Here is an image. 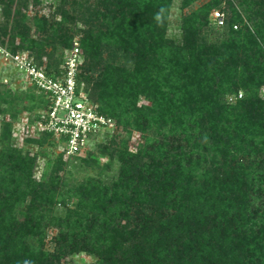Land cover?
Listing matches in <instances>:
<instances>
[{
  "label": "trees",
  "instance_id": "16d2710c",
  "mask_svg": "<svg viewBox=\"0 0 264 264\" xmlns=\"http://www.w3.org/2000/svg\"><path fill=\"white\" fill-rule=\"evenodd\" d=\"M218 4L213 0L184 16L181 42L167 36L173 0H59L50 15L36 13L34 27L15 17L14 37H22L14 54L29 49L33 63L54 78L65 73L64 51L81 34L78 82L126 132L111 136L100 151L126 167L137 164L135 171L151 162L139 172V185L134 178L121 183L134 190L136 210L116 195L114 205L125 207L122 217L105 218L112 244L97 249L111 264H264V206L257 205H264V0H238L239 8L228 0L233 21L222 25H229L225 37L212 40L206 31ZM243 13L254 29L234 28ZM31 82L48 110L47 93ZM242 90L235 102L227 100ZM34 98L14 92V115ZM135 131L142 141L133 155L128 148ZM40 158L32 147L0 148V264H61L77 248L61 220L56 247L47 246L56 195L54 177L37 175ZM105 201L93 203L83 232L94 230L100 219L95 209ZM69 211L73 216L75 208ZM141 231L146 238L136 241Z\"/></svg>",
  "mask_w": 264,
  "mask_h": 264
},
{
  "label": "rangeland",
  "instance_id": "374dc122",
  "mask_svg": "<svg viewBox=\"0 0 264 264\" xmlns=\"http://www.w3.org/2000/svg\"><path fill=\"white\" fill-rule=\"evenodd\" d=\"M212 1L193 0L191 6L185 7L184 0H173V5L168 16L167 36L176 42H181L183 39L184 16L196 7ZM232 1H234L237 7L239 6L238 0ZM58 3L59 0H40L37 3L36 0H0V148L4 144L6 147H32L34 151L39 152L41 157L39 165L36 168L37 175L40 176L43 171H46V177L49 180L54 177L53 184L55 185L54 194L56 195V201L49 205L47 246L52 250L56 247L55 237L59 235L60 231L57 222L61 220L63 223L66 222L63 228L68 233V241H74L77 247L73 250L71 247L69 248L72 251L69 255L62 258L61 264H111L109 260L102 258L104 254H100L97 249L99 247L108 250L112 244L111 237L113 236L104 224L105 218L113 214L118 219L122 217L121 214L124 212L125 207L114 205L113 202L117 200L116 195L121 198L126 197L128 200H124L132 203L133 211L136 210V203L134 204L131 198L133 197L134 190L125 187L121 183L131 181L130 179L134 178V182L139 185V172L150 168L151 162L149 160L141 162L135 171L133 168L137 164L134 163L131 168L128 167V164L126 167L121 158H111L109 153L100 151L102 148L101 144L106 143L111 136L115 134H121V137L126 136V132L122 130L118 122L115 129L98 135L93 144L85 152H81L84 153L81 157L74 156L77 153L67 154L63 152L64 146L61 142L56 146L54 139L43 128L42 120L47 109L46 98L36 89L26 72L15 64L12 57L14 54L13 46L20 43L22 36L17 34L14 37V31L12 30H14V26L17 24L15 17L24 20V23L34 27L36 13L50 15ZM216 11L224 14L226 24L228 21L230 25L233 21L231 11L228 9V0H220V4L213 5L209 13L210 29L206 31V35L212 40L213 37L219 35L225 37L229 26L224 28L217 25L214 19ZM243 19V22L236 20L234 23L239 25V28H243L244 31L247 30L245 25H249L254 29V25L248 21L244 13ZM6 23L10 27L8 31H4L3 29ZM234 28L238 29L235 26ZM75 41L79 42L84 56V49L81 46V34H76L73 38L72 46L64 51L65 61ZM20 52L33 55L26 48L20 49ZM21 91L32 93L36 99L34 98L32 101H29L30 105L27 104L29 108L21 105L17 109L18 113L14 115L16 109L14 108V92ZM242 94H244L243 90L238 95L235 93L228 94L227 100L235 102L238 97H242ZM3 133L5 136H3ZM32 137L42 140L44 142L43 145L28 142L27 139ZM53 137L56 142L60 141L57 134ZM141 141V133L135 131L130 139L128 148L133 155L140 150L139 143ZM44 151L47 153L46 156L43 155ZM158 176L160 180L165 181L166 174L163 168ZM115 184L120 185L116 186ZM139 190L142 191L141 188ZM60 199L61 204L57 202ZM97 199H105L107 205L101 211L95 209L100 219L94 222L95 226L91 234H87L83 232L86 229L85 224L88 222L87 215L91 216L93 203ZM62 201H67L65 206ZM257 205L264 206L259 202ZM69 207L75 208L73 216L70 215ZM126 221L128 219L122 218V222ZM138 227L143 230L142 224ZM75 232L79 234L74 235ZM86 234L90 235L89 238H92L89 239ZM145 234L141 231L140 236H137L138 239L135 240L144 241L146 238Z\"/></svg>",
  "mask_w": 264,
  "mask_h": 264
},
{
  "label": "built area",
  "instance_id": "2783aa9c",
  "mask_svg": "<svg viewBox=\"0 0 264 264\" xmlns=\"http://www.w3.org/2000/svg\"><path fill=\"white\" fill-rule=\"evenodd\" d=\"M214 19L219 26L226 23L220 11L215 12ZM235 27L238 28V25ZM12 57L15 64L47 93L50 107L45 111L42 125L46 131L59 136V142L64 146L63 152H85L98 135L115 129L117 120L100 112L84 84L78 82L79 66L82 63L78 41L74 42L66 60L65 73L57 78L35 65L26 53H15Z\"/></svg>",
  "mask_w": 264,
  "mask_h": 264
}]
</instances>
